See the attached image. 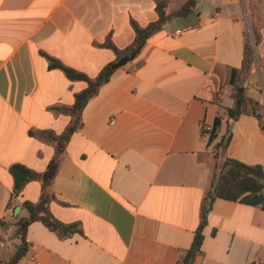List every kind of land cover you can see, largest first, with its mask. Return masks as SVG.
Listing matches in <instances>:
<instances>
[{"label": "crops", "instance_id": "1", "mask_svg": "<svg viewBox=\"0 0 264 264\" xmlns=\"http://www.w3.org/2000/svg\"><path fill=\"white\" fill-rule=\"evenodd\" d=\"M162 1L171 14L188 0H0V264L9 263L3 250L13 237L20 240L22 203H37L42 191L34 181L13 200L10 168L47 169L55 146L38 133L62 134L71 116L52 108L74 105L87 87L51 70L43 53L95 78L116 58L102 45L130 46L132 21L156 22ZM254 32L262 68H251L250 88L264 111V0H198L194 14L168 21L117 70L86 106L52 186L53 216L81 232L60 237L31 224L19 264H178L200 225L216 162L211 148L228 120L211 146L203 125L213 126L219 105L235 106L232 72L242 68ZM205 92L211 101L198 97ZM230 125L225 157L264 167L259 120L242 116ZM204 235L195 264H264L260 207L217 199Z\"/></svg>", "mask_w": 264, "mask_h": 264}, {"label": "trees", "instance_id": "2", "mask_svg": "<svg viewBox=\"0 0 264 264\" xmlns=\"http://www.w3.org/2000/svg\"><path fill=\"white\" fill-rule=\"evenodd\" d=\"M197 1L188 0L180 10L171 14H167L166 11L168 2L162 1L157 6L159 19L156 22L142 27L136 21H132V26L136 33L134 42L123 50H120L110 40L102 45L111 49L115 53L116 58L106 65L95 78L66 66L60 60L43 53L49 61V68L51 70H62L69 80L85 82L87 87L76 95L74 105L52 108L54 111L71 116V121L62 134L57 135L53 131H41L38 133L40 137L55 146V155L50 160L47 169L43 173H39L23 164H14L10 168V173L14 179L13 200L19 198L26 186L34 181L41 183L42 191L40 200L37 203L30 201L22 203V207L27 211L28 215L27 217L20 218L16 224V236L20 239L21 243L8 264H19L27 255L29 245L26 235L28 227L33 223L40 222L44 224L60 237H71L81 232L78 223L68 225L57 220L51 212V203L55 199V194L52 191L53 182L60 171L61 163L71 138L83 127V112L86 106L99 94L101 88L110 82L113 74L132 62L139 55L148 40L161 31L168 21L174 18H187L194 14ZM259 43L260 39L256 32L253 33V39L247 37L243 66L241 69H234L232 72L230 85L235 89H240L245 78L249 76L254 62L255 51ZM258 56L260 58V55ZM198 97L205 101L212 100L207 92L200 94ZM233 98L235 99V106L230 108L219 105V110L223 112H219L216 116L212 130L210 132H203L204 138L208 135V146L213 145L218 138V131L222 126L224 118H227V131L213 148V155L216 160L213 169L214 175L202 203L200 225L190 249L180 258L178 264H195L196 258L203 255L204 229L208 225L209 214L217 199L240 201L264 210V167L261 165H247L232 157H225V152L232 142L233 133L230 122L238 121L242 116L252 115L259 120L261 128L264 130V117L261 113L262 105L260 102L246 96V94L233 95ZM31 134L35 135L33 132ZM4 226H6V223L0 220V227Z\"/></svg>", "mask_w": 264, "mask_h": 264}, {"label": "rangeland", "instance_id": "3", "mask_svg": "<svg viewBox=\"0 0 264 264\" xmlns=\"http://www.w3.org/2000/svg\"><path fill=\"white\" fill-rule=\"evenodd\" d=\"M251 31V30H250ZM254 67V69L256 70V73H258L261 68H262V62L257 54V51H255V56H254V62L252 65V68ZM250 75V74H249ZM248 77V76H247ZM247 77L245 78L244 82L241 84V88L240 89H234L232 90V94L233 95H239V94H246V96L260 102V104L262 103V98H261V94L258 92H254L253 90H251L250 88V83H251V79L253 78L252 76H249L248 79ZM258 86V85H257ZM256 90H259L258 87L256 88ZM229 91H227L226 94H228ZM228 97V96H227ZM223 111L220 110V113H222ZM261 112L264 115V111L261 109ZM206 141H208V135H206ZM214 147H212L211 149L213 150ZM211 150V151H212ZM20 240H16L13 237V241L9 244V246H7L3 251L6 252L5 254V260H7V262H10L11 260V256L14 254L15 250H16V246H18L20 244Z\"/></svg>", "mask_w": 264, "mask_h": 264}, {"label": "built area", "instance_id": "4", "mask_svg": "<svg viewBox=\"0 0 264 264\" xmlns=\"http://www.w3.org/2000/svg\"><path fill=\"white\" fill-rule=\"evenodd\" d=\"M211 130H212V127L203 125L204 132H210ZM256 264H261V263H256Z\"/></svg>", "mask_w": 264, "mask_h": 264}]
</instances>
